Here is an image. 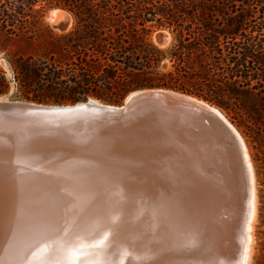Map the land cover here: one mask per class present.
<instances>
[{
	"label": "trees",
	"instance_id": "trees-1",
	"mask_svg": "<svg viewBox=\"0 0 264 264\" xmlns=\"http://www.w3.org/2000/svg\"><path fill=\"white\" fill-rule=\"evenodd\" d=\"M46 7L76 27H43ZM155 28L172 31L169 49L152 41ZM0 53L11 69L0 68V97L121 105L137 90H173L216 106L264 148V0H0Z\"/></svg>",
	"mask_w": 264,
	"mask_h": 264
},
{
	"label": "bare ground",
	"instance_id": "bare-ground-1",
	"mask_svg": "<svg viewBox=\"0 0 264 264\" xmlns=\"http://www.w3.org/2000/svg\"><path fill=\"white\" fill-rule=\"evenodd\" d=\"M57 13H60L62 17L70 21L69 16L62 11L55 10L52 14L56 16ZM49 22H51V24L53 22L52 15L49 17ZM215 110L234 132L236 129H234V126L231 125L226 116L219 109L215 108ZM187 130L195 133L204 130L220 141L225 138L214 128H205L195 124L180 125L159 118L152 123L150 121L142 122L140 127L134 130L137 135V144L140 143L138 146L135 145L137 146L135 147L136 152L139 155L145 152L151 153L152 155L169 153V145H167L168 149L160 148L155 153L148 152L147 150H140L138 148L143 147V143H152L154 140L157 141V144L161 145L165 136L171 137L167 133H171L172 135L178 131ZM0 132L10 134L9 142H6V144L0 142V264H129L128 261H130L131 258L136 260L138 264L151 263L147 255L149 252H153L154 248L159 246L158 234L160 228H162V230L166 228L172 231L174 226L173 222H171V225H168V223L166 224L164 222L165 217L169 220L171 215L175 216L176 210L182 212L179 210L181 204L178 202L180 201H175L173 196L174 190L177 189L175 188L177 183L175 185L173 183V181L177 179L175 175L182 171L178 172L174 170L171 165H164L165 161H162V163H157L158 165L156 166L152 164L150 167L146 165L141 169L138 168V172L132 167H125L121 170L118 169L119 171L111 167L114 171H110V169H108L109 166L106 168V170L108 169L110 171L109 173H104L105 171L94 173L93 171L85 170L95 166V164H88L87 161L91 159L93 163H96V157H89V159L82 158L79 161L80 164H75L73 159L66 161L56 158H43L36 155L33 149L38 146H43L46 141H50V139L46 140V135L29 134L17 128L12 122L7 121L0 122ZM131 133L129 132L130 138L123 136L117 137L111 134H88V136L94 139L91 140V146L103 144L101 138L103 140L108 138V136H113L120 142L125 141L124 143L129 145L130 143H135L131 138L133 136H131ZM76 134L78 135L81 133ZM76 134L63 135L64 137L66 136V139L59 140L57 143L65 142L70 145L85 143L81 137L75 142L67 141L72 135ZM51 138H56V140H58L60 136L54 133ZM197 138L187 140V142H189L188 147L190 149V154L198 155L197 153L203 150L201 149L203 144ZM83 145L88 146L86 144ZM103 145L105 146V144ZM219 149L218 146L215 151L218 159L226 158L229 160L231 157V161H235L234 159L237 155L232 150L225 149L227 156H220L221 153H219ZM123 155H125L124 152ZM26 158H34L40 161L41 165L31 167L23 160ZM202 158H204V154ZM14 159H19L20 162H15L13 161ZM159 159H161V157ZM106 161L108 160L104 159V162ZM101 162L99 164H101ZM179 162L180 161H178V163ZM230 164L232 165V163ZM111 166H113L112 163ZM116 167L119 166L117 165ZM103 168L105 169V167ZM180 168H182V166ZM196 181L198 180L196 179ZM192 182H190L191 186L196 185ZM160 184L161 186L165 184V186L170 189L168 194L170 196H168L169 198L167 199L174 205L175 209L169 208L168 206L165 207L162 203L163 201L160 202L159 197L161 192L155 189L159 187ZM200 185L201 184H199V186ZM228 187L230 189V186ZM212 191L213 190H211V192ZM177 195L178 194L175 196ZM181 199L183 200V198ZM223 199L224 198H222V200ZM192 204L193 203H191V205ZM195 206L196 205H194V207ZM181 214L185 215L184 213ZM182 218L184 217L181 216L180 219ZM182 223H184V221ZM183 225L184 224H182V228ZM192 226L195 228L194 225ZM137 229H139V231ZM189 229L190 228H188V230ZM191 231H193V229ZM173 232H171L172 234L168 233L171 235V237L168 236V238L170 237L177 240L178 237ZM179 235H181V233ZM174 244H176V251L179 250V247L185 245H181L180 242ZM196 246H198V244ZM199 246L201 245L199 244ZM199 249H197V251ZM187 250L189 252V248ZM117 251H122L121 259L118 258V255H115ZM128 252L131 254H128ZM191 254L192 253H190L189 256H191ZM155 257L159 259L158 255ZM187 263L188 262H185L183 264Z\"/></svg>",
	"mask_w": 264,
	"mask_h": 264
},
{
	"label": "rangeland",
	"instance_id": "rangeland-1",
	"mask_svg": "<svg viewBox=\"0 0 264 264\" xmlns=\"http://www.w3.org/2000/svg\"><path fill=\"white\" fill-rule=\"evenodd\" d=\"M55 10L58 9L57 8L49 9L48 7H46L43 10L44 13L42 15L43 16L42 25L43 27L54 32V34H63L55 31L53 29L51 22H49V17L51 13H53V11ZM66 14L69 16L70 22L73 21L71 22L70 25V27H72L70 31H72L76 27V22L71 15H69L68 13ZM153 27H158V26L154 24ZM151 39L158 47H160L163 50H167L173 45L175 41V36L172 33V31L169 29L155 28L153 29ZM0 68L6 71L9 75L11 74L10 65L7 59L5 58V55L2 53H0ZM13 93L14 92L12 91V94L10 96H6V98H8V100L11 101H22L20 99H16L15 97H11L13 96ZM125 99L122 101V104L124 103ZM116 106H120V105H116ZM221 112L226 116V118L231 123V125L234 126V129H236L234 130V132L233 131L232 132L237 137V139H240L242 143L241 148L236 146L234 143H231L228 140L226 141L225 139L222 141L217 140V138L209 135L207 131L201 130L199 133H195L193 131L187 130V131H178L176 133L173 132L175 134L172 135L171 133H167L171 137L165 136L163 138L164 140H162V144L160 146L163 147V149H166L167 145H169L170 146V148L168 149L169 153L166 154L160 153L159 155L158 154L152 155L151 153L145 152V153H141L140 156L139 154H137L135 148V145L138 146L140 143L137 144V138H136L137 135L133 130L132 131L133 134L131 133V136L132 135L133 136L131 138L134 140L135 142L134 144L130 143L129 145H127L126 143H124L125 141L123 142L117 141V139L113 136H108V138L103 140L101 138L102 143L105 144L106 147L118 151L119 150L123 151L125 153L124 157L116 156L113 160H108L104 162V159H102V157L96 156L95 159V161H97L96 163H93L91 159H89L90 161L89 160L87 161L88 164H95V166L85 171H93L94 173L104 172V171H105L104 173H109L110 171H114V169L119 171L125 167L135 168L138 172L139 169H141L146 165L148 167H150L152 164L156 166L158 165L157 163H162V161H165L164 165H171V167H173L174 170H177L178 172L182 171L181 173L175 175L177 179L176 180L174 179L175 181H173L174 185L177 183L176 184L177 186L175 185V188L177 189H175L173 193L174 200L180 201L178 203H180L182 206L180 205L181 208H179V210H181L182 212L176 210L175 216L171 215L169 220L168 218L165 217L164 222L166 224L168 223V225H171L172 224L171 222H173L175 228L173 226L172 231L170 229L168 230L165 228L162 230V228H160L159 230L160 235L158 234L159 236L158 247L165 245L164 246L165 251L162 254L170 256L172 258L170 264H183L185 262H188L187 264H264V148L259 149L260 148L259 145L253 143L252 139L249 138L248 135L246 134V130L242 127H239L237 121H233L232 117H230L228 114H226L223 111ZM80 137L85 142L83 144H86L88 146H91L90 144L92 142L91 140H94L92 138H89L88 134L81 133L78 135L77 134L72 135L69 139L67 138L68 139L67 141L75 142L78 141ZM9 138H10L9 133L0 132V142L2 144H6V142H9L10 141ZM191 138L192 139L197 138L203 144V147L201 148L203 150L202 152H198L197 153L198 155L190 154L189 151L190 149L188 147L189 142H187V140ZM65 139L66 136L65 137L61 136L59 140H65ZM59 140H56V138H50L49 142L57 143V141ZM209 144H211L212 146ZM205 145H207L208 147ZM217 145L220 148L219 149L220 150L219 153H221L220 156L222 155L227 156V152L225 149H230L237 155L236 158L238 160L234 156H233L235 158L234 162L231 161L232 159L231 157L229 158V160H227L226 158H225L226 160L223 158L218 159V156L215 153L216 149L218 148ZM211 147L213 150L211 149ZM203 154H204V158H202ZM206 156H208L209 158ZM160 157L161 159H159ZM23 160L26 161V163H28L31 167H36L41 165V162L37 161L34 158H26ZM13 161L20 162L19 159H14ZM178 161L180 162L178 163ZM100 162L101 164H99ZM111 163L113 164V166H111ZM230 163H232V165ZM100 165L102 166L104 165L103 167H105V169ZM117 165L120 168L116 167ZM187 165L189 168L187 167ZM223 165H224V170H223ZM181 166L182 168H180ZM111 167L114 169L112 170ZM106 168L110 169V171L108 169L106 170ZM196 179L198 181H196ZM188 181L190 182L193 181L192 183L196 185L191 186V183ZM199 184L201 185L199 186ZM228 186H230V189ZM155 189L158 192H161L159 197L160 202L163 201L162 203L165 205V207L168 206L169 208L171 207L172 209H175L174 205L170 203V201L167 199L169 198L168 196H170L168 195L170 189L166 187L165 184H162V186L160 184V186L156 187ZM211 190L213 191L211 192ZM176 194L178 195L175 196ZM181 198H183V200ZM222 198L224 199L226 198V199L222 200ZM191 203L193 204L191 205ZM194 205L196 206L194 207ZM181 213H184L185 215ZM181 216H183L184 218L180 219ZM183 221L184 223H182ZM182 224H184L183 228H182ZM192 225H194L195 228ZM188 228H190L191 230L193 229V231L197 234H195L190 229L188 230ZM171 232L177 235L178 237L177 240L170 238L171 235H169L168 233L172 234ZM179 232L181 233V235H179L180 234ZM168 236H170L169 237L170 239L168 238ZM187 239L191 241L193 240L192 244L188 245V247L185 246L186 245L185 242L188 241ZM161 241H163L164 243ZM177 242H180L181 245L185 244L181 246L184 250L181 247H179V250L176 251L177 248L175 246L176 244L174 243ZM197 244L198 246H196ZM199 244L201 246H199ZM197 247H199L200 249ZM188 248H189V252L187 250ZM196 248L199 249L200 252L199 250L197 251ZM190 253H192L191 256H189ZM121 254L122 251H117L115 253V255H118L119 259L122 258ZM128 254L131 253L128 252ZM148 255L147 258L152 264H158L159 259L155 257L156 255L154 254V252H149ZM119 259L118 261L120 263ZM175 261L178 263H176ZM128 262L129 264H138V262L133 258H131L130 261Z\"/></svg>",
	"mask_w": 264,
	"mask_h": 264
},
{
	"label": "water",
	"instance_id": "water-1",
	"mask_svg": "<svg viewBox=\"0 0 264 264\" xmlns=\"http://www.w3.org/2000/svg\"><path fill=\"white\" fill-rule=\"evenodd\" d=\"M58 10L72 16L67 11ZM51 15L55 31L59 33L70 31L72 27L68 28L69 20L62 17L60 13L56 16L52 13ZM215 108L217 107L196 97L166 89L134 91L120 106L108 105L94 99L72 106H63L11 101L6 97H0V122H12L17 128L29 134L46 135V140L50 139L54 133L60 137L86 133L130 138L129 132L140 127L142 122L152 123L162 118L180 125L195 124L214 128L225 137V141L228 140L241 148L240 139H237L224 119L216 113ZM142 146L138 149L153 153L163 148L157 144L156 140L152 143L145 142ZM33 152L43 158L66 161L73 159L75 164H80L79 161L82 158L99 156L113 160L116 156H124L123 152L107 148L103 144L85 146L48 141L43 146L35 147Z\"/></svg>",
	"mask_w": 264,
	"mask_h": 264
},
{
	"label": "snow or ice",
	"instance_id": "snow-or-ice-1",
	"mask_svg": "<svg viewBox=\"0 0 264 264\" xmlns=\"http://www.w3.org/2000/svg\"><path fill=\"white\" fill-rule=\"evenodd\" d=\"M114 222V221H113ZM139 231V229H137ZM186 246L191 245L192 241L188 240L185 242ZM165 251L164 246L156 247L153 249L154 254L159 256L158 264H169L171 261V257L167 255H163L162 253ZM195 255V254H194Z\"/></svg>",
	"mask_w": 264,
	"mask_h": 264
}]
</instances>
